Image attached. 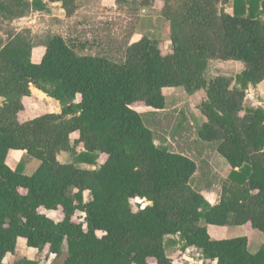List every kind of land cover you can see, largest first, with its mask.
<instances>
[{"label":"trees","instance_id":"16d2710c","mask_svg":"<svg viewBox=\"0 0 264 264\" xmlns=\"http://www.w3.org/2000/svg\"><path fill=\"white\" fill-rule=\"evenodd\" d=\"M159 1L169 26L164 53L148 35L128 43L119 60L78 51L56 32L38 41L27 28L0 35V264L18 237L48 256L65 245L59 264H174L168 249L176 245L181 253L193 247L205 264H264V241L252 252L246 235L217 239L207 231V224H245L264 236V108L245 107L248 87L264 81V0ZM229 2L231 12L218 6ZM53 3L66 17L78 7L77 0H0V32ZM36 45L44 47L39 62L31 59ZM212 60L242 69L207 77ZM180 86L203 92L197 137L229 166L215 203L191 185L195 162L157 145L134 108L162 110L163 89ZM31 88L60 111L23 118ZM13 151L22 153L15 168L7 163ZM61 152L71 160L60 161ZM24 155L39 161L29 174ZM132 200L141 201L137 210Z\"/></svg>","mask_w":264,"mask_h":264},{"label":"rangeland","instance_id":"374dc122","mask_svg":"<svg viewBox=\"0 0 264 264\" xmlns=\"http://www.w3.org/2000/svg\"><path fill=\"white\" fill-rule=\"evenodd\" d=\"M50 5L49 12H38V15L32 16L31 20L33 21L30 23L25 22V19L24 22L18 23L20 19H14L8 24H1L3 31L0 32V35L4 37V32L10 29L28 28L35 36V40L38 41L45 34L56 32L64 35L78 51L89 54H106L114 60L121 59L124 47L143 35L155 38L163 53L170 47L169 26L167 21L160 16L161 2L159 0H155L153 4L146 7L140 6L135 0H77L78 7L70 17L64 15L59 5ZM218 6L228 12L232 10L231 2ZM241 66L240 63L225 65L220 62L215 63L213 60L205 74L207 77L217 73L235 75L241 70ZM163 93L165 95L164 109L156 110L142 104H135L134 108L141 114L145 125L153 131L157 145L167 146L170 150L182 153L195 162L197 168L191 185L200 191L210 203H215L222 193L229 166L225 159L216 152L215 145L203 142L197 137V128L204 120L198 104L204 94L202 91H198L188 95L181 86L164 88ZM258 93V99L255 98L254 92H252V100L247 97L245 107L261 106L264 108V87ZM25 103V115H22L25 119H31L48 110L58 108L51 101L39 100L35 105L34 99H27ZM75 136V133L72 134V137ZM57 156L60 161L71 160L68 153L61 152ZM14 161L16 158L10 155L8 165L12 168L16 167ZM38 164V160L24 155L22 170L29 174L33 171L31 169ZM82 165L91 166L86 163H82ZM87 198L86 193L85 199ZM140 203L139 200H132V208L137 210ZM45 213L54 219L58 217L56 211L50 210ZM77 218H80L78 214ZM207 231L212 238L217 239L246 235L248 249L252 252L256 251L264 241L261 231L245 224L223 227L207 224ZM187 249L189 250H184L181 253L180 245L169 247L168 255L173 259L174 264H183V260L186 264H198L195 260L197 256L195 249ZM66 253V246L63 245L59 257L48 256L36 249L28 248L24 244V239L18 237L13 255L8 253L4 262L14 264L22 258H27L38 260L39 264H49L50 262L59 264ZM182 255H184L183 258ZM148 264H154V260L149 259Z\"/></svg>","mask_w":264,"mask_h":264},{"label":"crops","instance_id":"0c3cea01","mask_svg":"<svg viewBox=\"0 0 264 264\" xmlns=\"http://www.w3.org/2000/svg\"><path fill=\"white\" fill-rule=\"evenodd\" d=\"M53 6H57V5H59V4H57V3H53L52 4ZM51 6V5H50ZM60 7V6H59ZM36 16V15H38V12H32L29 16H26V17H22V18H20V22H18V23H21L24 19H25V22H28V23H30V22H32L33 20H31L33 17L32 16ZM19 21V20H18ZM24 22V21H23ZM31 27V26H30ZM28 29V28H27ZM43 53H44V47L42 46V45H36V46H34L33 48H32V51H31V59H32V61H34V62H39L40 61V59H41V57H42V55H43ZM213 61V60H212ZM211 61V62H212ZM210 62V63H211ZM214 62L215 63H218V62H220V63H222V64H225V65H234L235 63H240V62H236V61H220V60H214ZM210 63H209V65H210ZM241 64V63H240ZM242 65V64H241ZM242 67V66H241ZM242 69V68H241ZM241 71V70H240ZM239 71V72H240ZM264 87V81L263 82H261V83H259V84H257V85H255V86H252V85H250L249 87H248V89L246 90V94H247V97H249V99H251L252 100V92H254L255 93V98H257L258 99V95H259V90H261L262 88ZM246 97V99H248ZM27 99H30V100H35V105H37L36 104V102L37 101H39V100H43V101H45V102H49V101H51V102H54L55 103V105L58 107V108H56V110H48V111H46V112H56V113H58L59 111H60V107H59V102L58 101H56V100H54V99H52V98H50V97H47L44 93H42L41 91H39V90H37V89H35V88H31V93H30V95L29 96H26V97H24L23 98V104H24V107H25V110H26V103L25 102H27ZM245 103H246V100H245ZM16 152V153H15ZM14 156L15 158H16V161H14V164L16 163V165H17V162L19 161V158L21 157V155H22V153L21 152H19V151H13L12 153H11V156ZM19 155V156H18ZM7 163H8V161H7ZM12 168V167H11ZM219 227H223V226H219ZM24 244H25V240H24ZM26 245V244H25ZM29 248V247H28ZM188 248H190V249H192L193 247H188ZM30 249H33V248H30ZM194 249V248H193ZM189 249H185V251H188ZM196 251V250H195ZM13 254H11V256H12ZM196 263H198V264H204L203 262H202V260L200 259V256H199V253L196 251ZM8 255H6L5 257H4V260L3 261H5V259H6V257H7ZM184 257V255H182V258ZM181 258V259H182ZM183 260V259H182ZM184 261V260H183ZM187 261V260H186Z\"/></svg>","mask_w":264,"mask_h":264}]
</instances>
